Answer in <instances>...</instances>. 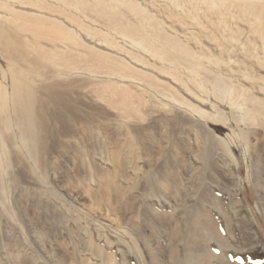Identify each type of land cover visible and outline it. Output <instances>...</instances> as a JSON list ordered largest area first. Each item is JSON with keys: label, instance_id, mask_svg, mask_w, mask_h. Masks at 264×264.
I'll use <instances>...</instances> for the list:
<instances>
[{"label": "rangeland", "instance_id": "rangeland-1", "mask_svg": "<svg viewBox=\"0 0 264 264\" xmlns=\"http://www.w3.org/2000/svg\"><path fill=\"white\" fill-rule=\"evenodd\" d=\"M243 4L0 0V62L33 91L37 132L29 162L0 121V264H102L98 246L188 264L197 212L227 236L224 264H264V3ZM142 32L190 54L138 46Z\"/></svg>", "mask_w": 264, "mask_h": 264}, {"label": "bare ground", "instance_id": "bare-ground-1", "mask_svg": "<svg viewBox=\"0 0 264 264\" xmlns=\"http://www.w3.org/2000/svg\"><path fill=\"white\" fill-rule=\"evenodd\" d=\"M206 1L208 2V6L216 7V4L220 3V5H224V3H226L228 0H205V2ZM242 1H244L243 5L248 7V9L249 8L254 9L255 7L254 3L256 2H261L262 4L264 3V0H242ZM98 4H100L99 9L103 10L105 13L113 12L111 9H109V7L107 6L104 7L103 6L105 5L104 3L100 2ZM107 8L110 11H107ZM125 29L127 28L125 27ZM129 32L133 33L134 31L129 30ZM155 34H157V36L159 35L158 28L157 29L155 28ZM151 36L146 35L143 32L140 33L139 34L140 38L136 39L138 46L145 45L149 48V50L160 53V55L163 54L162 50L167 51V49L177 52V55L178 53L185 54V56L186 54L187 55L190 54L189 51H186L184 46H182L179 43H176L171 38H169V36L165 35V36H162V39L159 38V40L161 39L163 41V44H161V42L158 41V43L162 45L159 47H157L158 46L157 44L155 46L154 45L155 43L154 44L152 43L153 38H151ZM185 60H187V58ZM203 76L205 77L206 75H203ZM222 79H223V76L220 73H215L213 78L211 79L213 83L212 88H213V91L215 92L214 94L221 95V96L230 94L232 91V87L229 86ZM35 101H36V98H35L33 91L29 88H24L22 85H20L17 81V77L15 73L9 67L4 66L0 62V112L3 115L0 121L3 127H5L6 129H10L12 131V137L14 138L16 143L20 146L22 156L29 162H34L36 158V153H35L36 142H37V132L35 131L36 116L33 114L34 107H35ZM231 104L234 106L233 103ZM239 106L241 105L239 104ZM240 118H243V114L242 116H240ZM4 155H5V149L3 147L2 142L0 141V178L1 176H3L2 174H3L4 166L2 162H3ZM3 190H4V186L0 179V193H2ZM204 195H198V196L196 195L197 201L198 202L201 200L205 201ZM212 197H213L212 202L214 206L217 207V205L219 204V199L216 198L215 196H212ZM0 207L2 208V206ZM189 214L191 215L192 212ZM181 230L183 232L182 228ZM222 232H223L222 229L220 231L216 227V225L212 222L208 214L204 215V214H199L198 212L195 213L192 220L188 222V224L184 228V234L182 233L181 235V241L183 245L182 252H184L183 253L184 257L188 258L187 259L188 264H214L213 259L216 260L218 264H224L222 262L224 259L223 257L225 256L223 250L225 247L229 246V243H228L227 236L224 235ZM213 244H215L218 247H215ZM43 249L45 250V248ZM175 249L176 250H174L172 256L176 254L178 257L181 251L180 246L179 247L177 246ZM47 250L44 252L48 253L49 250L48 251ZM89 250H91V252L102 261V264H115L113 262L114 260H113L112 254L105 253L101 246H98L95 248L91 247V249ZM149 255H150V258H152V262H151L152 264H161L160 256L152 253L151 248H149ZM48 256L50 257L51 254ZM54 261L56 264H63V259L61 257H56Z\"/></svg>", "mask_w": 264, "mask_h": 264}]
</instances>
